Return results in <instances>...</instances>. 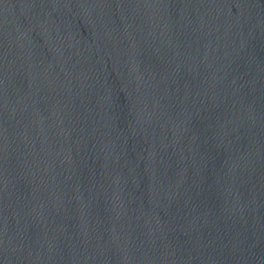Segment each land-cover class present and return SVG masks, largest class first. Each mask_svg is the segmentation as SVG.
Segmentation results:
<instances>
[{
  "label": "water",
  "instance_id": "water-1",
  "mask_svg": "<svg viewBox=\"0 0 264 264\" xmlns=\"http://www.w3.org/2000/svg\"><path fill=\"white\" fill-rule=\"evenodd\" d=\"M0 264H264V0H0Z\"/></svg>",
  "mask_w": 264,
  "mask_h": 264
}]
</instances>
